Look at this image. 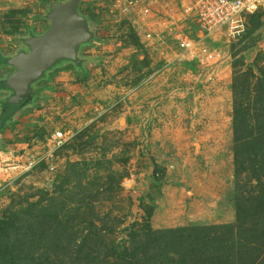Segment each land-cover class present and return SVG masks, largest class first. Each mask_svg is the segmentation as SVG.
<instances>
[{"label":"rangeland","instance_id":"rangeland-1","mask_svg":"<svg viewBox=\"0 0 264 264\" xmlns=\"http://www.w3.org/2000/svg\"><path fill=\"white\" fill-rule=\"evenodd\" d=\"M68 1L0 0V264H264V14L205 66L167 0H138L152 40L118 0H81L91 39L18 96L13 59ZM58 129L54 170L5 181Z\"/></svg>","mask_w":264,"mask_h":264},{"label":"built area","instance_id":"built-area-1","mask_svg":"<svg viewBox=\"0 0 264 264\" xmlns=\"http://www.w3.org/2000/svg\"><path fill=\"white\" fill-rule=\"evenodd\" d=\"M187 1H166L170 10L167 12L170 17V25L181 27L185 18L198 22L199 28L204 32L202 37L203 49L196 50L195 46L199 41L187 38L179 43V50L184 53L198 52L196 56L200 57L202 65L206 63L205 66L224 62V47H230L232 42L235 45L243 38L247 18L264 14V0ZM116 9L124 17V20L129 21L134 28L146 29L145 38L152 40L154 35L153 27L150 26L152 17L149 5H143L138 0H125L124 4L120 5L118 0ZM209 40L218 46L215 48L205 45ZM208 71L212 72V70ZM73 136L74 132L71 130L58 129L53 131L46 140L45 151L37 154L29 152L28 154L31 155H22L19 159L4 165L5 181L13 177L28 175L41 165H46L50 170H54L56 167L54 165L55 154L70 142Z\"/></svg>","mask_w":264,"mask_h":264},{"label":"water","instance_id":"water-1","mask_svg":"<svg viewBox=\"0 0 264 264\" xmlns=\"http://www.w3.org/2000/svg\"><path fill=\"white\" fill-rule=\"evenodd\" d=\"M79 3L80 0H70L60 5L51 28L43 36L29 39L28 54L21 53L13 59L17 73L10 84L20 85L18 96L57 60L74 59L76 47L91 39L87 19L78 13Z\"/></svg>","mask_w":264,"mask_h":264},{"label":"trees","instance_id":"trees-1","mask_svg":"<svg viewBox=\"0 0 264 264\" xmlns=\"http://www.w3.org/2000/svg\"><path fill=\"white\" fill-rule=\"evenodd\" d=\"M59 7V6H58ZM252 33L248 32V33H245L243 38L238 42L239 44L242 43L244 40H246ZM249 49V46H246L244 45L242 48H241V51L240 52H244L246 50Z\"/></svg>","mask_w":264,"mask_h":264},{"label":"crops","instance_id":"crops-1","mask_svg":"<svg viewBox=\"0 0 264 264\" xmlns=\"http://www.w3.org/2000/svg\"><path fill=\"white\" fill-rule=\"evenodd\" d=\"M80 1H81V0H80ZM60 5H62V3L52 4V5H51V12H52V13H54V11L56 12L57 9L55 8V6H60ZM79 5H80V3H79ZM53 9H56V10L53 11ZM51 12L49 13V15L52 14ZM50 23H51V21H50ZM5 124H6V123H5ZM5 124H4V125H5Z\"/></svg>","mask_w":264,"mask_h":264}]
</instances>
